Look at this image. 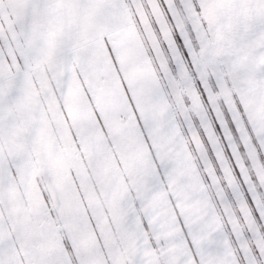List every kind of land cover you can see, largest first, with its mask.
<instances>
[{"label":"snow or ice","instance_id":"1","mask_svg":"<svg viewBox=\"0 0 264 264\" xmlns=\"http://www.w3.org/2000/svg\"><path fill=\"white\" fill-rule=\"evenodd\" d=\"M0 264H264V0H0Z\"/></svg>","mask_w":264,"mask_h":264}]
</instances>
